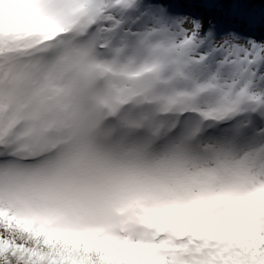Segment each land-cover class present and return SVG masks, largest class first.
<instances>
[{
    "label": "snow or ice",
    "instance_id": "6c2138e0",
    "mask_svg": "<svg viewBox=\"0 0 264 264\" xmlns=\"http://www.w3.org/2000/svg\"><path fill=\"white\" fill-rule=\"evenodd\" d=\"M0 264H264V0H0Z\"/></svg>",
    "mask_w": 264,
    "mask_h": 264
}]
</instances>
